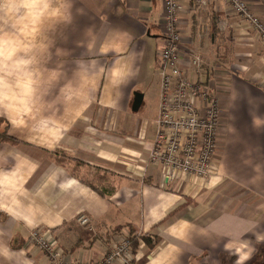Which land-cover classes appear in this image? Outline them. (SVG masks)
<instances>
[{"label": "crops", "instance_id": "1", "mask_svg": "<svg viewBox=\"0 0 264 264\" xmlns=\"http://www.w3.org/2000/svg\"><path fill=\"white\" fill-rule=\"evenodd\" d=\"M180 1L181 55L203 56L221 100L208 178L168 177L148 160L160 111L162 0H60L43 30L38 5L18 32L4 24V38L20 40L6 49L23 40L39 63L0 86V132L11 137L0 140V264L47 261L28 244L33 230L50 232L72 262L103 258L133 231L135 264H264V45L222 1ZM245 1L264 20V0ZM135 92L143 94L137 111ZM55 150L73 160L56 163ZM155 235L161 242L150 247L143 237Z\"/></svg>", "mask_w": 264, "mask_h": 264}, {"label": "built area", "instance_id": "2", "mask_svg": "<svg viewBox=\"0 0 264 264\" xmlns=\"http://www.w3.org/2000/svg\"><path fill=\"white\" fill-rule=\"evenodd\" d=\"M162 1L165 10L164 44L157 53V66L161 75L160 111L148 160L162 165L168 177L182 172L208 178L215 168L222 123L221 100L209 85L207 74L210 64L203 56L194 52L185 60L181 55L182 36L178 29L183 10L181 1ZM196 1L203 5L207 0ZM220 1L248 23L264 45V20L252 11L247 2ZM211 68L214 70L213 66ZM77 221L82 225L89 223L84 215ZM28 244L47 254V261L42 264H113L117 261L120 264H135L129 233L120 235L103 258L88 262L66 259L50 232L33 230Z\"/></svg>", "mask_w": 264, "mask_h": 264}, {"label": "clouds", "instance_id": "3", "mask_svg": "<svg viewBox=\"0 0 264 264\" xmlns=\"http://www.w3.org/2000/svg\"><path fill=\"white\" fill-rule=\"evenodd\" d=\"M38 5L45 9V13L40 16L38 24L43 30L44 26L53 17L48 13L54 10L58 13L60 9V0H0V86L6 81L14 82L26 78L29 74H34L36 65L39 63V57L35 56L36 49L31 45L25 47L23 40L15 52H9L4 44V24H8L13 33L19 31L22 25L16 22L24 19L29 20L30 6ZM70 12V7H69ZM61 23H72L71 19H60ZM51 51V47L47 49ZM55 71V69H52ZM79 70V61H77V68Z\"/></svg>", "mask_w": 264, "mask_h": 264}, {"label": "trees", "instance_id": "4", "mask_svg": "<svg viewBox=\"0 0 264 264\" xmlns=\"http://www.w3.org/2000/svg\"><path fill=\"white\" fill-rule=\"evenodd\" d=\"M10 135L8 134V128H5V130L3 132H0V140H5V139H10ZM50 155L52 158L55 159L56 163L62 164V163H68L69 161L73 160L69 155H67V153L63 152V151H52L50 152ZM87 184H89L90 186H92V188H95V186L87 181H85ZM102 195H105V193H100ZM130 239H131V243H132V247H133V251L136 252L137 250V245H138V239L139 237L133 233V231L130 232L129 234ZM143 240H145V242L150 246V247H155L157 244H159L161 242L160 237L158 236H153V237H143Z\"/></svg>", "mask_w": 264, "mask_h": 264}, {"label": "water", "instance_id": "5", "mask_svg": "<svg viewBox=\"0 0 264 264\" xmlns=\"http://www.w3.org/2000/svg\"><path fill=\"white\" fill-rule=\"evenodd\" d=\"M142 102H143V94L140 92H135V98L132 106L133 110L134 111L139 110Z\"/></svg>", "mask_w": 264, "mask_h": 264}, {"label": "rangeland", "instance_id": "6", "mask_svg": "<svg viewBox=\"0 0 264 264\" xmlns=\"http://www.w3.org/2000/svg\"><path fill=\"white\" fill-rule=\"evenodd\" d=\"M27 31H28V29H27ZM19 41L20 40L17 37L4 38V44H5L6 47L13 46L14 44L18 43ZM52 159L55 161L54 158H52Z\"/></svg>", "mask_w": 264, "mask_h": 264}]
</instances>
